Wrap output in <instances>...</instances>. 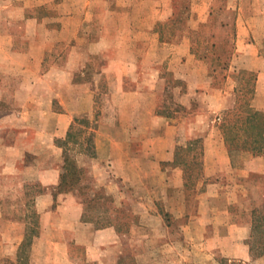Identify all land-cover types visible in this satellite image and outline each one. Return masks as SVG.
Instances as JSON below:
<instances>
[{"label":"crops","instance_id":"obj_1","mask_svg":"<svg viewBox=\"0 0 264 264\" xmlns=\"http://www.w3.org/2000/svg\"><path fill=\"white\" fill-rule=\"evenodd\" d=\"M175 1L0 0V103L6 107L0 110V261L17 262L21 256L28 221L12 199L26 197L24 186L34 167L42 190L32 196L33 206L41 223L31 262L69 264L71 243L87 253L109 252L113 228L84 220L79 192L59 189L62 152L79 128L94 135L95 156L82 157L100 184L113 180L104 176L107 168L116 178L139 184L158 177L163 182L159 198L178 205L185 217L182 229L199 240L206 263L215 264L216 253L251 260V213L254 206L264 211V153L237 168L221 122L222 113L238 100L233 71L253 72L249 104L264 112V0H245L243 9L234 8V16L220 23L230 29L231 44L216 49V56L205 51L196 56L190 36L217 22L219 0H195L185 12L190 21L175 35L178 40L161 42L157 23L167 20ZM46 7L51 13L41 14ZM164 44L171 48L169 70L204 95L199 113L183 127L187 138L201 142L199 194L193 201L175 163L177 126L157 114L165 81L155 59ZM93 57L104 62L91 72ZM219 70H225L221 78ZM102 96L110 103L102 105ZM257 197L260 205L253 203ZM138 205L141 217L161 216ZM168 210L173 212L166 208L164 213Z\"/></svg>","mask_w":264,"mask_h":264},{"label":"rangeland","instance_id":"obj_2","mask_svg":"<svg viewBox=\"0 0 264 264\" xmlns=\"http://www.w3.org/2000/svg\"><path fill=\"white\" fill-rule=\"evenodd\" d=\"M193 2L195 0L175 1V6L167 20L157 23V31L161 34V42L163 40L164 42L178 40L175 35L180 33L183 25H187L190 21L191 17H189V14L187 17L185 12L192 6ZM214 5L219 10L216 15L218 17L216 19L217 22L212 23L209 21V23L200 28L201 30L191 32V48L193 51H197L196 56H199V51H205L209 56H216V49L221 50L224 45L231 44V38H228L231 32L230 29L221 27L220 23L223 21L227 22L230 17L234 16V8L238 9L240 7L243 9L245 0H219ZM180 7H182L181 9L184 12L179 10ZM228 7L232 11H229ZM122 8L127 9L126 7ZM39 11L41 14H49L52 10L46 7L44 10L40 9ZM214 49L216 52H214ZM170 51V45H161L155 59L165 81L164 85L161 86V95L157 101V114L170 119L173 121V125L177 126L176 138L179 147L177 148L175 163L183 169L187 178L185 194L188 196V200L193 201L199 192L201 142L199 138H187L183 133V127L186 126L187 120L199 113L205 101L203 100L204 95L199 88L187 83L185 78L180 76L181 73L169 70L171 62H169L167 55H169ZM100 61L103 63L104 58L93 57L91 60L93 67L91 72L94 71L95 64L97 63L98 65ZM233 72H230V74L236 80L237 89H240H238V100L240 102L239 105H242L249 99L251 94L253 72ZM224 73L225 70H219L216 73V77L221 78ZM101 100L100 103L102 105L110 103L109 97L106 99L102 96ZM5 108L0 103V110L2 111ZM228 114L226 115L223 112L222 118L228 116L230 119H236L234 113ZM91 126H95L94 121ZM72 133L67 139L65 149L62 152V174L65 175L66 180L73 182V188L80 194L84 205L83 218L89 219L97 228L112 227L115 235L113 241L108 243L109 252L106 256L100 252V254L98 252L87 253L83 246L71 243V260L69 264H208L205 262V257L199 253V240H191L189 234L182 229L185 217L179 215L178 205L176 203L170 205L167 201L159 198L162 196L161 193H163V189L161 190L163 182H159L158 177L154 182L148 183L145 181L143 184H139L134 181H123L116 178L110 168H107V171L103 172L104 176L108 173V176L110 175L109 177L113 180L106 185L100 184L96 180L95 172L90 166L91 164H85L88 161L82 157L83 155L89 156V152H92L93 157L96 154L93 133L89 134L82 128L73 130ZM235 143L242 145V138L236 140ZM251 155L252 153L249 151L236 149L232 153L233 164L237 168H243L249 162ZM67 164H69L68 168ZM163 168L168 169V166L163 165ZM169 168L172 167L170 166ZM37 172L34 167L28 174L30 179L26 181L24 186L25 191H27L26 197L22 199L14 197L12 199L14 204H21V207H19L20 213L25 214V217H27L30 241L24 247L20 261H0V264H33V261L31 262L32 240L39 234L41 223L40 215L33 206L32 197L36 192L42 190L36 181ZM258 177V175H253V178H256L255 180L259 182L257 180ZM173 184H175V181H173ZM257 198L258 200L254 199L253 201L254 205L257 204L256 201L259 203L257 205H260L259 197ZM138 202L150 206L154 211H158L161 216L156 219L153 217L150 219L145 218V216L141 217L135 212L139 207ZM237 207H241V205ZM254 207L260 208L261 206ZM166 208H172L173 212L168 210V212L164 213ZM161 218H163V221ZM257 239L258 243L264 245V224L260 228ZM215 256V264H264V253H258L255 257L251 255L250 261L229 259L222 256L221 253H216Z\"/></svg>","mask_w":264,"mask_h":264},{"label":"trees","instance_id":"obj_3","mask_svg":"<svg viewBox=\"0 0 264 264\" xmlns=\"http://www.w3.org/2000/svg\"><path fill=\"white\" fill-rule=\"evenodd\" d=\"M254 76V74H253ZM238 90V89H237ZM240 90V89H239ZM252 92V88L250 93ZM238 103L235 106L227 111H224L226 115L228 113H234L236 119H230L228 116L222 119L221 127L227 142L229 152L232 153L236 149H244L249 151L252 155H258L264 153V112L255 110L249 104V99L244 102L242 105ZM233 111V112H232ZM242 138L243 144H236L235 141ZM92 155V152H89ZM69 164H67L68 168ZM70 171V169H69ZM60 190L74 189L73 182L65 179V175H61L60 179ZM252 218V235L249 240V250L252 257H255L259 254L264 253V245L258 243V233L260 228L264 224V211L258 207H255L251 213ZM86 221L89 219L83 218ZM30 241V233L26 232L25 241L21 247V256L23 255L24 247ZM20 263V262H19Z\"/></svg>","mask_w":264,"mask_h":264}]
</instances>
